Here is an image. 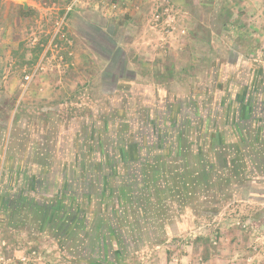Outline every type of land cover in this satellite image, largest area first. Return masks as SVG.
Listing matches in <instances>:
<instances>
[{"label": "rangeland", "instance_id": "1", "mask_svg": "<svg viewBox=\"0 0 264 264\" xmlns=\"http://www.w3.org/2000/svg\"><path fill=\"white\" fill-rule=\"evenodd\" d=\"M0 42V264H264V143H247L254 131L264 133V0H0ZM248 92L253 105L240 117L238 102ZM234 101L235 117L226 110ZM171 114L192 141L191 162L212 125L224 141L241 140L230 129L236 117L241 125L247 162L217 214L187 208L179 215L177 208L157 230L129 199L124 233L106 228L98 236L105 197H96L86 203L96 212L92 228L87 235L74 228L77 244L69 250L39 233L35 219L8 225L13 161L19 168L11 191L43 201L70 183L74 191L72 161L93 151L100 130L103 148L117 153L128 126L136 139H170ZM41 153L50 164H37ZM24 171L41 187H26Z\"/></svg>", "mask_w": 264, "mask_h": 264}, {"label": "trees", "instance_id": "2", "mask_svg": "<svg viewBox=\"0 0 264 264\" xmlns=\"http://www.w3.org/2000/svg\"><path fill=\"white\" fill-rule=\"evenodd\" d=\"M235 103L237 102L234 101L233 105L229 103L226 108L227 111L233 112V117L237 109ZM238 104L240 117H245L253 101L251 97H242ZM177 107V104L173 106L175 109ZM171 121L173 122L166 128L173 129L175 138L166 140L158 135L151 143L145 137L137 141L132 128L126 127L129 128L130 133L115 141L117 153L103 148L105 137L100 130L97 144L94 146L98 153L89 157L91 161L88 166L86 160L79 161L81 165L78 170L79 182L83 180L84 186L94 187L99 191L98 195L80 194L79 198L85 197L92 202L97 196L100 200L105 197V207L97 212L103 223L101 227L104 225L113 232H123L127 219L126 206L131 195L137 196L138 210L142 211L144 218H150V221L145 220L157 230L168 224L172 215L169 212L174 209L178 208L179 215L187 208L193 210L194 214L203 211L217 214L223 200L230 198L232 178L243 162L244 164L247 162V158L243 157L244 147L241 143L246 139L237 117L230 129L234 130L237 136L240 134L241 140L231 145L222 139L218 127L211 128L214 132L208 136V143L204 142L199 146L198 152L192 156V162L188 145L183 138V130L177 127L175 114H171ZM157 130L160 131L161 127L157 126ZM199 130L201 134L203 130H207L205 121L199 125ZM243 136L244 141H242ZM256 137L258 141V135ZM219 147H221L220 150H218ZM145 150L148 152L146 153ZM134 169L136 172H133ZM112 180L115 181L113 191L110 185ZM112 196H115L116 200L113 201ZM74 199L77 200L76 195ZM77 206L75 210L73 209L76 219L79 216L78 221H75L76 224L80 221L86 222L87 225V218L90 219V215L96 212L89 206L86 209L80 204ZM81 213L83 216H80ZM75 222L70 225L72 227L67 228V232L71 231L69 229L75 226ZM83 226L79 225V227ZM114 236L118 239L116 234ZM201 238L205 239L203 236ZM159 240L163 241L162 238ZM205 241L208 244V237ZM116 243L118 245L120 241Z\"/></svg>", "mask_w": 264, "mask_h": 264}, {"label": "crops", "instance_id": "3", "mask_svg": "<svg viewBox=\"0 0 264 264\" xmlns=\"http://www.w3.org/2000/svg\"><path fill=\"white\" fill-rule=\"evenodd\" d=\"M0 44H1V42H0ZM1 57H2V55L0 53V58ZM245 97H251L252 99L254 98L253 93L243 95V98H245ZM87 115L90 117L91 114H87ZM82 117H84V116H82ZM177 120H178V118H176V121ZM177 123H178V121H177ZM259 124H261V123H259ZM262 124L264 126V122ZM263 126H262V128H263ZM216 127H217L216 125L211 126V128H214V129ZM104 129L105 128L103 127V130ZM87 131H88V129H87ZM263 131H264V129H263ZM212 132H214V131H212V129H211L208 136H210ZM200 134H201V131H200ZM200 134H199V136H200ZM98 135H99V132L95 134V140L94 141L92 140V142L90 144L91 146L92 145L95 146V144H97L96 141H97ZM183 135H184L183 138L185 139V143H187L188 149H189V147H191V145H192V141H191V139L189 140L187 138V136L185 135L184 132H183ZM93 136H94V134H92V132H91L90 139H92ZM252 136L253 137L247 139V143L249 144V146L250 145L253 146L254 144L257 145L260 143H264V133L258 139V141H256V138H257L256 137V131H254L252 133ZM114 137H115V134H114ZM114 137H113V139H114ZM142 137H145V139L147 141H149L150 143L152 142L145 135H143ZM142 137H137V141L138 140L140 141V139L142 140ZM108 138H109V136H108ZM171 138L172 139L175 138V135H172ZM155 139H156V137L154 138V140ZM115 140L116 139H114V141ZM236 141H239V140L230 139V140H227L226 142L230 143L231 145H234ZM85 142H87V140ZM256 142H258V143H256ZM90 145H89V147H90ZM220 149H221V147L218 148V150H220ZM95 153H96V151L94 149H93V151L91 150L87 154H86V150H85L82 153L77 154L75 156V158L72 161L73 165L71 166L72 167L71 171L73 172L72 173V178H73L72 181L73 182L75 180L74 177L76 176L75 171L79 170V167L81 166V165H79V161H81L83 159L86 160V165L88 166L89 162L91 161L89 157ZM36 160H37L36 161L37 164H41L42 166L50 164L49 158H47L46 155H44L43 153H41L40 157H38ZM5 161H7V162L3 166V169H5V170H3L4 173H6L7 168L9 167L8 155H6ZM256 161H258V160H256ZM259 163L261 165H263V161L262 162L259 161ZM253 164H254V162H253ZM16 165H18V161H13L12 167H11L12 174L10 175V176H13V178H8V177L6 178L7 183H9V186H10L9 187L7 185V191H6V194H4V196L6 197L5 198V202H6L5 210H6V212H8V217H9L8 225L11 227H15L16 222H18L19 220H23L25 222V220L27 218H31L30 221H32V219L33 220L35 219L32 222H34V223L36 222L37 227L39 228L38 229L39 233H52L53 235H55L58 238L59 241H64V244L66 242L65 249L69 250L70 248H72V246H74V245L76 246L77 241H75V239H74L76 237V234L73 231L74 227H76L75 230L76 229L78 230L77 233H79V228H80V230H81L80 234L87 235L88 232H86V228L87 227L92 228L93 224L91 221L92 217L90 216L91 217L90 219L87 218V225L85 224L83 227H79L80 221L78 224H76V222L78 221V217H79L78 216L76 219V222H75V226L73 228L69 229V230H71L70 232H67V228L72 227L70 225H72L73 220H74L73 211L76 209V207H78L77 206L78 204L81 205V203H85V207H87L88 205L86 203H89V204L91 203L90 199H87L84 197V200H83V198L82 199L79 198L80 194H88V193H93V192L98 194L97 190L94 187L91 188L89 186H84L82 183L83 180H81L80 182H77L78 181L77 180L76 181L77 183L75 184L76 191H75V187H74V191L70 190L73 187V183H70L71 188L69 190H67L65 192L62 190V193H61V189L59 188V190L57 191L56 194H54L52 197L43 198L44 199L43 201H41L40 199H36V197L34 196V194H32V192L27 193L28 191H24L23 194H20L17 191V193H14L13 191H11V189H13V184H14L12 182H14L17 179V175H18L17 169L19 168V166H16ZM49 170H50V166H49ZM133 172H136V170L134 169ZM23 173H24L23 177H24L25 184L27 182L26 187H28L29 189H32V191L36 188L41 187L40 179L35 173H31L30 171H27V172L24 171ZM60 179L62 181H64V183L67 182L66 181V179H67L66 175L64 176V178H60ZM134 187L136 188V186H134ZM75 195H76L77 200L76 199L73 200V197ZM129 197L131 200H134L135 202L137 201V199H134L135 197L133 195H131ZM96 199L99 200L100 198L97 196ZM43 202H44V204H43ZM8 209L10 211H8ZM26 210H29L27 216H26ZM41 210H42V213L40 214ZM81 215L83 216L82 213L80 214V216ZM42 216H43V219L41 222L40 218ZM39 221H40V223H39ZM105 229L106 228L103 225L101 227V230H99V232H96V233H98V236H99V233H100V236L104 235Z\"/></svg>", "mask_w": 264, "mask_h": 264}]
</instances>
